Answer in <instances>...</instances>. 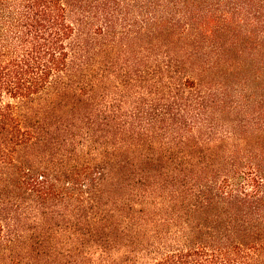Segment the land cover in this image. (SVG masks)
<instances>
[{"label":"trees","instance_id":"1","mask_svg":"<svg viewBox=\"0 0 264 264\" xmlns=\"http://www.w3.org/2000/svg\"><path fill=\"white\" fill-rule=\"evenodd\" d=\"M0 264H264V0H0Z\"/></svg>","mask_w":264,"mask_h":264}]
</instances>
